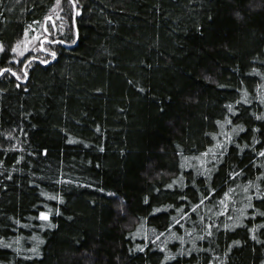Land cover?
<instances>
[{"label": "trees", "instance_id": "1", "mask_svg": "<svg viewBox=\"0 0 264 264\" xmlns=\"http://www.w3.org/2000/svg\"><path fill=\"white\" fill-rule=\"evenodd\" d=\"M0 44V264H264V0H0Z\"/></svg>", "mask_w": 264, "mask_h": 264}, {"label": "snow or ice", "instance_id": "2", "mask_svg": "<svg viewBox=\"0 0 264 264\" xmlns=\"http://www.w3.org/2000/svg\"><path fill=\"white\" fill-rule=\"evenodd\" d=\"M70 2L75 3V0H70ZM57 4H59V0H57ZM45 19L48 20V21H51V20H52V17H51V16H48V17H46ZM52 26L55 27V23H54V22H53V25H52ZM44 32H45V33L48 32V28H47V27H44ZM25 35H27V31L25 32ZM32 39H33V40H37V41H39V44H40V48H41V50H43V51H45V52H49V51H50L48 48L43 47V45H44L45 42H49V43H55V42H56V41H54V40H51V41H50V40H49V37H48L47 35H43V34H41V35H33V36H32ZM0 51H3V45H2V44H0ZM11 51H12V52H18V51H19V46H17L16 48H12ZM25 51H27V48H25ZM19 55L23 56V55H24V51H20V52H19ZM50 55H51L53 58H55V56H56V52H55V51H51V52H50ZM47 62H48L47 60L43 61V63H47ZM18 63H20V61H18ZM3 72H9V73H12V75L17 76V74H16L15 72H13V70H12L11 68H7V69L0 70V74H3ZM25 75H26V73H25ZM20 78H21L20 76H17V79H20ZM247 102H248V101L245 100V103H247ZM229 110L231 111V106H230V105H229ZM258 119H264V117H258ZM218 123H219V122H218ZM227 123L230 124V123H231V120L229 119V120L227 121ZM221 126L223 127V125H221ZM240 130H243V129H239V128H237V129H233V132H237V131H240ZM228 139H230V137H228ZM218 146H219V147H223L222 145H218ZM202 155H203V156H208L209 153L206 152V153H203ZM259 155H260V156H264V151H260V152H259ZM215 158H216V157H215V155L213 154V159H215ZM197 159H199V158H197ZM203 163H204V161L201 160V164H203ZM233 175H236V174L233 173ZM249 185L251 186V182H249ZM168 187H171V185H169ZM211 191H212V192H215V189H211ZM231 191H232V189L230 188V189H229V192H231ZM244 191L247 192V191H248V188L246 187V188L244 189ZM229 192H225V193H224V196H225L226 198H229V199H230V197H229ZM255 195L257 196L258 199H260L261 201H264V194H261L260 189H259V186H257V192L255 193ZM248 199L250 200L251 198L249 197ZM201 203H203V200H201ZM220 204H221V205H224V201L221 200V201H220ZM195 207H199V205H196ZM224 207L227 208L226 205H224ZM245 207H246V208H255V205H253V204H251V203L249 202L248 204L245 205ZM155 211H159V209H156ZM257 211H259V210H257ZM259 214H260V216H264V212H260ZM185 215H187V213H185ZM244 215H246V213L244 212L243 209H241V216L243 217ZM250 215H255V213L250 214ZM39 219H41V220H45V221H48V220H49V213H48V212H41L40 215H39ZM201 219H203V218H201ZM229 219H232V218L229 217ZM176 223L179 224V221H176ZM241 223H242V221H241ZM53 226H54V225H53ZM224 227H225V228H228L229 225L225 224ZM210 228H211V225H209L208 228L205 229V231L207 232V235H208V236H211V235H212L211 231L209 230ZM173 236H174L175 239L183 241V237H181V236H176L175 234H173ZM199 238H200V239H204L203 236H200ZM157 239H159V237H157ZM253 239H256V237L253 236ZM193 243H195V241H193ZM234 243H237V244H238L239 241H235ZM7 246H8V247H11V245H7ZM137 248H138L139 250L143 251V248H142L140 245H137ZM32 251H33V252H36V254H39V253L36 251V249H33ZM184 254L191 255L192 253H191L190 250L187 251V253H185L184 250H181V251L179 252V255H184ZM168 259H173V260L176 259V254H173V255H171V256H166V257H165V260H168ZM209 264H212V262L210 261Z\"/></svg>", "mask_w": 264, "mask_h": 264}, {"label": "rangeland", "instance_id": "3", "mask_svg": "<svg viewBox=\"0 0 264 264\" xmlns=\"http://www.w3.org/2000/svg\"><path fill=\"white\" fill-rule=\"evenodd\" d=\"M34 44H37L36 43V40H33V39H30V38H26L24 39L22 45H21V49L20 51H24V54L28 52L29 48H31ZM44 47V45H43ZM25 48H27V51H25ZM41 48L37 46V50L36 51H39ZM43 51V50H42ZM44 53H46L45 51H43ZM47 59V58H46Z\"/></svg>", "mask_w": 264, "mask_h": 264}]
</instances>
